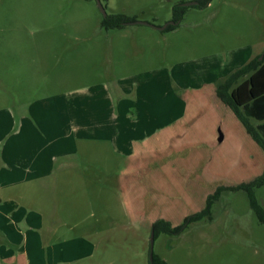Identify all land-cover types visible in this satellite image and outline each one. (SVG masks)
I'll return each instance as SVG.
<instances>
[{"label": "rangeland", "instance_id": "1", "mask_svg": "<svg viewBox=\"0 0 264 264\" xmlns=\"http://www.w3.org/2000/svg\"><path fill=\"white\" fill-rule=\"evenodd\" d=\"M196 1L108 0V15L153 27L107 31L96 0H0V112L12 119L47 95L158 77L156 88L137 100L142 107L150 102L147 115L159 108L153 116L160 127L136 133L126 157L109 161L87 151L73 163L76 173L58 177L71 184L55 194L48 235L57 226L70 232L53 235L46 247L75 251L70 264H150L155 222L182 226L218 188L264 174V150L216 95L221 78L264 52V0L186 6ZM179 6L185 9L180 25L158 30L174 22ZM255 196L264 209V186ZM75 236L89 243L86 249ZM154 254L167 264H264V225L245 192L224 190L209 217L179 235L155 237Z\"/></svg>", "mask_w": 264, "mask_h": 264}, {"label": "crops", "instance_id": "2", "mask_svg": "<svg viewBox=\"0 0 264 264\" xmlns=\"http://www.w3.org/2000/svg\"><path fill=\"white\" fill-rule=\"evenodd\" d=\"M130 77L47 95L30 102L17 119L8 110L0 112V264H70L78 258L75 251L46 247L53 235L60 239L70 232L57 226L48 235L53 230L46 221L55 218L51 203H58L55 194L71 184L58 177L76 173L73 163L87 151L106 154L109 161L126 157L136 133L147 128L150 135L160 127L153 116L159 108L147 115L150 102L142 107L137 100L156 88L158 77ZM73 238L81 249L89 244L83 237Z\"/></svg>", "mask_w": 264, "mask_h": 264}, {"label": "trees", "instance_id": "3", "mask_svg": "<svg viewBox=\"0 0 264 264\" xmlns=\"http://www.w3.org/2000/svg\"><path fill=\"white\" fill-rule=\"evenodd\" d=\"M105 9L108 0H101ZM212 0H197L199 8H204ZM185 9L176 7L173 21L176 25H169L164 31H171L180 25ZM137 20L130 19L125 15H107L104 17L102 27L109 30L123 29L127 23ZM262 58V59H261ZM216 95L224 104L230 107L234 113L246 126L249 134L264 150V52L261 57L252 59L247 64L231 72L227 77L222 78L216 84ZM249 120H255L258 125L253 128ZM264 186V174L248 184L236 187L217 189L215 194L208 198L206 208L201 212L191 216L185 224L179 227H172L171 223L159 220L152 226L155 237L161 234L179 235L193 222L202 221L212 213L214 201L220 197L224 191H243L246 193L251 210L255 213L259 222L264 225V209L255 196V189ZM151 264V262H150ZM153 264H167L166 261L154 254Z\"/></svg>", "mask_w": 264, "mask_h": 264}, {"label": "water", "instance_id": "4", "mask_svg": "<svg viewBox=\"0 0 264 264\" xmlns=\"http://www.w3.org/2000/svg\"><path fill=\"white\" fill-rule=\"evenodd\" d=\"M96 1L98 3V7L101 10V12L103 13L104 17H107L108 14L106 12V9H105L102 1L101 0H96ZM196 5H198L197 1L189 3L186 6H196ZM138 24L153 27L151 24L145 23V22H136L135 21V22L127 23V25H138ZM169 25H176V23L175 22H169L165 26H163L161 28H157V29L160 31H164ZM222 138H223V136H221L220 141H222ZM154 241H155V234H154V232H152L151 247H150V262H151V264H153V262H154Z\"/></svg>", "mask_w": 264, "mask_h": 264}]
</instances>
